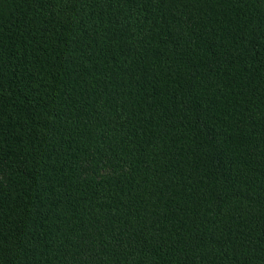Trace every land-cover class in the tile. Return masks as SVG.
<instances>
[{"label": "trees", "instance_id": "obj_1", "mask_svg": "<svg viewBox=\"0 0 264 264\" xmlns=\"http://www.w3.org/2000/svg\"><path fill=\"white\" fill-rule=\"evenodd\" d=\"M0 264H264V0H0Z\"/></svg>", "mask_w": 264, "mask_h": 264}]
</instances>
